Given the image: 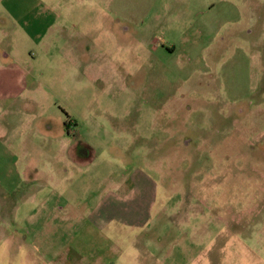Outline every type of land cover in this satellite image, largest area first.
<instances>
[{"label": "rangeland", "instance_id": "obj_1", "mask_svg": "<svg viewBox=\"0 0 264 264\" xmlns=\"http://www.w3.org/2000/svg\"><path fill=\"white\" fill-rule=\"evenodd\" d=\"M64 251L264 264V0H0V264Z\"/></svg>", "mask_w": 264, "mask_h": 264}, {"label": "crops", "instance_id": "obj_2", "mask_svg": "<svg viewBox=\"0 0 264 264\" xmlns=\"http://www.w3.org/2000/svg\"><path fill=\"white\" fill-rule=\"evenodd\" d=\"M200 229H201V227H200ZM66 253H68V254H66ZM64 254H59L58 255V259H60V261H61L60 264H83L81 261H80V263H78V261L76 262L77 258L75 256V254L72 253L71 251H64ZM71 254H73L72 258L69 257ZM80 260H81V258H80Z\"/></svg>", "mask_w": 264, "mask_h": 264}, {"label": "flooded vegetation", "instance_id": "obj_3", "mask_svg": "<svg viewBox=\"0 0 264 264\" xmlns=\"http://www.w3.org/2000/svg\"><path fill=\"white\" fill-rule=\"evenodd\" d=\"M71 121H65V124H64V127H65V130H66V132L69 134V135H71V136H77V134H78V132L73 128V129H71ZM69 127H70V129H69ZM74 137V138H75Z\"/></svg>", "mask_w": 264, "mask_h": 264}, {"label": "trees", "instance_id": "obj_4", "mask_svg": "<svg viewBox=\"0 0 264 264\" xmlns=\"http://www.w3.org/2000/svg\"><path fill=\"white\" fill-rule=\"evenodd\" d=\"M69 129H70V127H69Z\"/></svg>", "mask_w": 264, "mask_h": 264}]
</instances>
